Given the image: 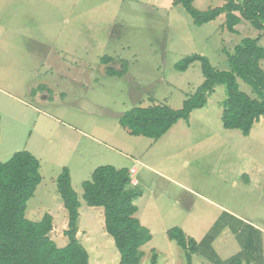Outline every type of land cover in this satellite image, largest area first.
I'll list each match as a JSON object with an SVG mask.
<instances>
[{
  "label": "rangeland",
  "instance_id": "obj_1",
  "mask_svg": "<svg viewBox=\"0 0 264 264\" xmlns=\"http://www.w3.org/2000/svg\"><path fill=\"white\" fill-rule=\"evenodd\" d=\"M173 1L0 0V162L22 151L39 161L42 180L25 215L37 222L50 214V239L60 248L67 244V213L56 178L68 169L80 203L77 239L89 264L120 260L104 230L103 209L82 198V183L100 166L135 172L130 177L142 196L134 216L152 237L140 249V264H218L216 257L224 263L237 254L242 264H264L263 120L247 136L224 129L228 94L218 84L204 107L156 142L129 136L119 125L134 107H182L203 82L199 62L175 70L183 58L201 55L228 71L226 53L243 39H258L264 48L263 32L246 20L236 33L226 30L224 14L196 26ZM227 1L192 5L205 11ZM259 64L264 71V60ZM217 221L224 228L212 243H202ZM173 228L198 244L190 261L188 251L169 240Z\"/></svg>",
  "mask_w": 264,
  "mask_h": 264
},
{
  "label": "trees",
  "instance_id": "obj_2",
  "mask_svg": "<svg viewBox=\"0 0 264 264\" xmlns=\"http://www.w3.org/2000/svg\"><path fill=\"white\" fill-rule=\"evenodd\" d=\"M192 2L174 0L173 5L181 4L196 26L224 14L225 28L230 33H236V26L246 20L264 36V0H228L221 7L205 11L194 8ZM226 57L228 71L217 70L201 55L183 58L174 66L175 70L184 72L199 62L203 82L183 101L182 107L178 110L163 104L134 107L119 118L120 127L129 136L156 142L179 120L188 121L192 111L204 107L216 85L225 84L228 96L223 103L222 127L247 136L254 123L264 121V71L259 64L264 60V48L258 45V39L246 38L234 47L232 54L226 53ZM106 71L110 75L123 74L110 68ZM237 78L252 89L255 98L239 91ZM130 174L125 168L100 166L92 172L91 179L81 185L85 204L103 209L104 230L118 250L119 264H140L143 257L140 249L152 238L150 231L134 216L137 212L134 202L142 196V191L132 185ZM41 180L39 161L27 151L16 152L8 161L0 162V264H89L88 254L77 239L80 203L67 168L56 178L57 192L67 213V227L63 232L67 244L60 248L50 239L53 231L50 214L46 213L37 222L26 218V204ZM223 228L217 221L211 235L202 243H212ZM167 236L188 251V261L190 254L198 250L196 241L179 228L171 229ZM239 255L224 263L216 257L215 262L242 264Z\"/></svg>",
  "mask_w": 264,
  "mask_h": 264
},
{
  "label": "crops",
  "instance_id": "obj_3",
  "mask_svg": "<svg viewBox=\"0 0 264 264\" xmlns=\"http://www.w3.org/2000/svg\"><path fill=\"white\" fill-rule=\"evenodd\" d=\"M238 14V13H237ZM132 171V170H131ZM131 171H130V173H131ZM135 173V172H134ZM134 173H132V174H134ZM132 185H135V186H137V181H135V180H133L132 179ZM231 214H232V212H230Z\"/></svg>",
  "mask_w": 264,
  "mask_h": 264
},
{
  "label": "built area",
  "instance_id": "obj_4",
  "mask_svg": "<svg viewBox=\"0 0 264 264\" xmlns=\"http://www.w3.org/2000/svg\"><path fill=\"white\" fill-rule=\"evenodd\" d=\"M134 173V170L131 171V174Z\"/></svg>",
  "mask_w": 264,
  "mask_h": 264
}]
</instances>
